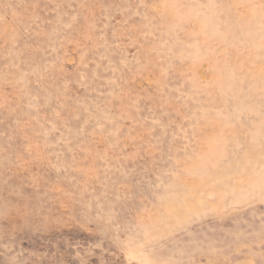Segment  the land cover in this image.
Instances as JSON below:
<instances>
[{"label":"rangeland","instance_id":"1","mask_svg":"<svg viewBox=\"0 0 264 264\" xmlns=\"http://www.w3.org/2000/svg\"><path fill=\"white\" fill-rule=\"evenodd\" d=\"M0 264H264V0H0Z\"/></svg>","mask_w":264,"mask_h":264}]
</instances>
